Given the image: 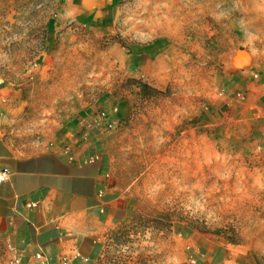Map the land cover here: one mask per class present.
<instances>
[{
  "label": "rangeland",
  "instance_id": "1",
  "mask_svg": "<svg viewBox=\"0 0 264 264\" xmlns=\"http://www.w3.org/2000/svg\"><path fill=\"white\" fill-rule=\"evenodd\" d=\"M0 83L123 190L78 264H264V0H0Z\"/></svg>",
  "mask_w": 264,
  "mask_h": 264
},
{
  "label": "crops",
  "instance_id": "2",
  "mask_svg": "<svg viewBox=\"0 0 264 264\" xmlns=\"http://www.w3.org/2000/svg\"><path fill=\"white\" fill-rule=\"evenodd\" d=\"M19 103L20 93L0 83V173L10 172L0 182V264H40V252L50 264L92 263L99 238L125 217L123 190L104 154L90 162L84 140L69 151L59 141L46 148L14 139Z\"/></svg>",
  "mask_w": 264,
  "mask_h": 264
},
{
  "label": "built area",
  "instance_id": "3",
  "mask_svg": "<svg viewBox=\"0 0 264 264\" xmlns=\"http://www.w3.org/2000/svg\"><path fill=\"white\" fill-rule=\"evenodd\" d=\"M100 158L99 155H94L89 158L90 162H94ZM10 172L5 169L0 173V182H4L8 179ZM37 259L40 260V264H50L49 258L46 257L43 253H38L36 255ZM19 263V261H17ZM195 263V261H193ZM59 264H71V261L68 258H62Z\"/></svg>",
  "mask_w": 264,
  "mask_h": 264
},
{
  "label": "trees",
  "instance_id": "4",
  "mask_svg": "<svg viewBox=\"0 0 264 264\" xmlns=\"http://www.w3.org/2000/svg\"><path fill=\"white\" fill-rule=\"evenodd\" d=\"M142 85V88H148V85L147 84H141Z\"/></svg>",
  "mask_w": 264,
  "mask_h": 264
},
{
  "label": "bare ground",
  "instance_id": "5",
  "mask_svg": "<svg viewBox=\"0 0 264 264\" xmlns=\"http://www.w3.org/2000/svg\"><path fill=\"white\" fill-rule=\"evenodd\" d=\"M242 59H243V61H245V60H246V58H245L244 54L242 55Z\"/></svg>",
  "mask_w": 264,
  "mask_h": 264
}]
</instances>
